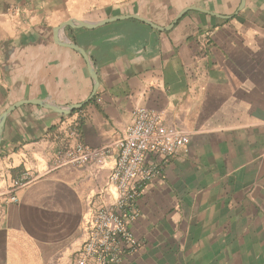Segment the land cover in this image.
Masks as SVG:
<instances>
[{"label": "crops", "instance_id": "0c3cea01", "mask_svg": "<svg viewBox=\"0 0 264 264\" xmlns=\"http://www.w3.org/2000/svg\"><path fill=\"white\" fill-rule=\"evenodd\" d=\"M133 15L158 28L127 18L55 32ZM58 40L86 51L97 90ZM17 104L0 191L41 169L71 128L114 160L134 110L152 109L189 135V152L147 158L159 174L128 222L141 247L121 264H264V0H0V117ZM108 174L64 167L16 203L0 198V264H74L87 199Z\"/></svg>", "mask_w": 264, "mask_h": 264}, {"label": "built area", "instance_id": "2783aa9c", "mask_svg": "<svg viewBox=\"0 0 264 264\" xmlns=\"http://www.w3.org/2000/svg\"><path fill=\"white\" fill-rule=\"evenodd\" d=\"M68 134L69 138L41 169L35 174L33 170L25 171L11 186L1 189L0 198L8 197L16 203L18 191L60 168L83 167L97 177L109 170L87 199L81 223L84 242L74 264H121L141 247L128 222L137 217L136 202L141 192L159 174L157 166H147V158L157 155L170 160L187 154L190 137L173 123H167L162 113L144 107L134 110L131 124L117 144L114 160L106 148L93 149L82 143L77 129L71 128ZM3 214L0 202V217Z\"/></svg>", "mask_w": 264, "mask_h": 264}, {"label": "water", "instance_id": "95a60500", "mask_svg": "<svg viewBox=\"0 0 264 264\" xmlns=\"http://www.w3.org/2000/svg\"><path fill=\"white\" fill-rule=\"evenodd\" d=\"M127 18L138 19V20L144 21L146 24H149L152 27L158 28L157 26H155L150 21H148L146 19H143V18H141V17H139L137 15H133V16L113 17V18H109V19L103 20V21H101L99 23H88V22H83V21L70 20V21L62 24L59 28H57L55 30V32H58L60 30H63L67 26H70V27H73V28H77V29H80V28L95 29L97 27L106 25L108 23L115 22V21H118V20H121V19H127ZM57 42L60 45L64 46V47H68V48H71L73 50L78 51L86 59V61L89 63V69H90V72L92 74V77L95 80V90H97L98 89V79H97V75L95 73V70H94V68H93V66H92V64L90 62L89 56L87 55L86 51L83 48H81L80 46H78L77 44L72 43L70 41H60V40H58ZM37 104L38 105H41V106H43L45 108L53 109V110L57 111L58 113H62V114H66V115L72 114L76 109H78L79 107H81V106H74V107H71L68 110H63V109H58V108H56L54 106H51V105L42 104L40 102H37ZM20 105L21 104H17V105H14V106L10 107L5 113H3L1 115V117H0V142H1V134H2V131H3V127H4V124H5V121H6L7 116L11 112H13L17 107H19Z\"/></svg>", "mask_w": 264, "mask_h": 264}]
</instances>
